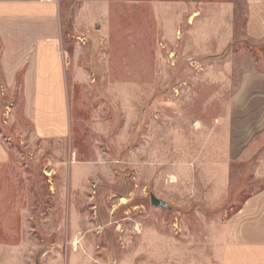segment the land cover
Instances as JSON below:
<instances>
[{
    "label": "rangeland",
    "instance_id": "rangeland-1",
    "mask_svg": "<svg viewBox=\"0 0 264 264\" xmlns=\"http://www.w3.org/2000/svg\"><path fill=\"white\" fill-rule=\"evenodd\" d=\"M81 1H60L68 137L37 138L20 84L0 86V139L31 174L23 205L38 242L0 251V264H221L222 228L262 188L264 137L229 138L225 125L243 75L264 71L245 1L226 46L205 37L228 29L210 25L207 0H110V24L91 31L73 25Z\"/></svg>",
    "mask_w": 264,
    "mask_h": 264
},
{
    "label": "crops",
    "instance_id": "crops-1",
    "mask_svg": "<svg viewBox=\"0 0 264 264\" xmlns=\"http://www.w3.org/2000/svg\"><path fill=\"white\" fill-rule=\"evenodd\" d=\"M60 1L0 0V86L5 83L15 89L20 84L26 115L35 136L43 140L66 139L70 131ZM244 1L246 35L256 42L264 41V0ZM115 2L81 1L73 16L74 27L91 31L100 23L106 29ZM205 4L216 16L210 17V25L221 23L228 28L220 39L215 32L205 37L212 41L222 39L226 46L233 38L236 1L207 0ZM189 5L186 23L192 27L198 6L192 2ZM232 105L236 106L238 117L225 120L227 129H231L229 138L264 137V71L243 75ZM253 152L261 156L254 172L262 188L249 195L222 228L221 264H264V148ZM23 171V165L14 162L11 149L0 139V251H31L38 245L31 225L33 216L23 205L29 199L22 193L23 180L27 181L31 174Z\"/></svg>",
    "mask_w": 264,
    "mask_h": 264
},
{
    "label": "water",
    "instance_id": "water-1",
    "mask_svg": "<svg viewBox=\"0 0 264 264\" xmlns=\"http://www.w3.org/2000/svg\"><path fill=\"white\" fill-rule=\"evenodd\" d=\"M151 203L156 205V206L167 207V203L164 200L158 198L154 194H151Z\"/></svg>",
    "mask_w": 264,
    "mask_h": 264
},
{
    "label": "bare ground",
    "instance_id": "bare-ground-1",
    "mask_svg": "<svg viewBox=\"0 0 264 264\" xmlns=\"http://www.w3.org/2000/svg\"><path fill=\"white\" fill-rule=\"evenodd\" d=\"M122 200L125 202L127 200V198H123Z\"/></svg>",
    "mask_w": 264,
    "mask_h": 264
},
{
    "label": "trees",
    "instance_id": "trees-1",
    "mask_svg": "<svg viewBox=\"0 0 264 264\" xmlns=\"http://www.w3.org/2000/svg\"><path fill=\"white\" fill-rule=\"evenodd\" d=\"M239 39V37L237 36V39L236 40H238ZM234 40H235V37H234Z\"/></svg>",
    "mask_w": 264,
    "mask_h": 264
}]
</instances>
